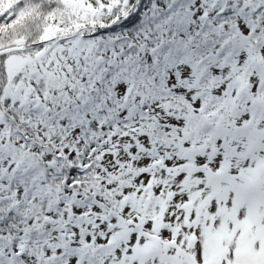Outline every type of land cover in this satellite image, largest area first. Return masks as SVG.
Here are the masks:
<instances>
[{
    "label": "snow or ice",
    "instance_id": "obj_1",
    "mask_svg": "<svg viewBox=\"0 0 264 264\" xmlns=\"http://www.w3.org/2000/svg\"><path fill=\"white\" fill-rule=\"evenodd\" d=\"M0 264H264V0H0Z\"/></svg>",
    "mask_w": 264,
    "mask_h": 264
}]
</instances>
